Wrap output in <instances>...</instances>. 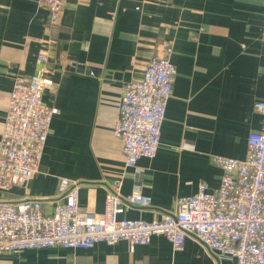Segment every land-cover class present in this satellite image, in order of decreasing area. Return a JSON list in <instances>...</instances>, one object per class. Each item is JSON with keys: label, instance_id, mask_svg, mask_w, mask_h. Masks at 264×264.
<instances>
[{"label": "crops", "instance_id": "obj_1", "mask_svg": "<svg viewBox=\"0 0 264 264\" xmlns=\"http://www.w3.org/2000/svg\"><path fill=\"white\" fill-rule=\"evenodd\" d=\"M61 22L48 27L38 0H0V135L17 77L33 73L46 53L55 106L37 172L0 191V201L39 199L46 212L59 202V178L78 183L79 211L100 215L108 188H138L150 206L121 217L151 221L168 213L176 196L218 187L222 169L212 155L244 158L264 100V0H64ZM169 55L177 73L167 100L160 145L152 159L124 168L114 137L124 85L140 79L151 57ZM188 235L181 251L161 235L148 244L103 241L90 248L62 246L0 251V264H230Z\"/></svg>", "mask_w": 264, "mask_h": 264}, {"label": "built area", "instance_id": "obj_2", "mask_svg": "<svg viewBox=\"0 0 264 264\" xmlns=\"http://www.w3.org/2000/svg\"><path fill=\"white\" fill-rule=\"evenodd\" d=\"M63 2L38 0L48 11L50 29L60 25ZM165 51L162 57H151L142 77L131 79L121 92L113 135L122 142L124 168L157 155L177 73L169 57L171 46L165 45ZM37 61L30 77H17L11 89L0 135V191L23 184L37 172L51 117L58 112L42 102L44 91L53 86L45 72L46 53L38 54ZM253 110L262 120L259 129L247 136L244 158L210 157L222 169L217 188L201 181L196 193L176 196L168 213L146 221L121 217L127 208L151 205L150 196L138 188L122 195L121 181L116 180L98 215L79 211L78 183L59 178L55 190L60 201L49 212L39 199L0 201V251L17 253L55 245L84 249L120 240L148 244L152 235L163 236L173 251H181L191 235L219 257L230 259V264H264V100L254 101Z\"/></svg>", "mask_w": 264, "mask_h": 264}]
</instances>
